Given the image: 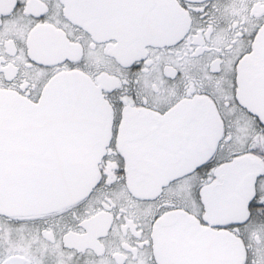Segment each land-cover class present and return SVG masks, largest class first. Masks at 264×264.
Masks as SVG:
<instances>
[{
  "label": "snow or ice",
  "instance_id": "obj_1",
  "mask_svg": "<svg viewBox=\"0 0 264 264\" xmlns=\"http://www.w3.org/2000/svg\"><path fill=\"white\" fill-rule=\"evenodd\" d=\"M0 264H264V0H0Z\"/></svg>",
  "mask_w": 264,
  "mask_h": 264
}]
</instances>
